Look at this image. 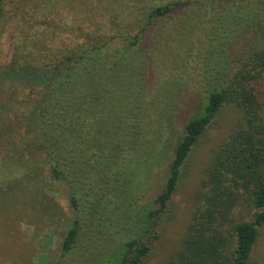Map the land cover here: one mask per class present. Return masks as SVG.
<instances>
[{
	"label": "trees",
	"instance_id": "obj_1",
	"mask_svg": "<svg viewBox=\"0 0 264 264\" xmlns=\"http://www.w3.org/2000/svg\"><path fill=\"white\" fill-rule=\"evenodd\" d=\"M4 35L0 209L42 191L44 167L74 211L64 256L84 231L115 230L114 264H143L193 149L231 106L242 121L164 264H250L264 227V0H0Z\"/></svg>",
	"mask_w": 264,
	"mask_h": 264
},
{
	"label": "rangeland",
	"instance_id": "obj_2",
	"mask_svg": "<svg viewBox=\"0 0 264 264\" xmlns=\"http://www.w3.org/2000/svg\"><path fill=\"white\" fill-rule=\"evenodd\" d=\"M10 42L7 35L0 39V65L10 63ZM241 121V113L226 106L193 149L182 170L177 192L169 202L168 213L161 219L159 237L143 264H164L181 246L191 215L200 204L204 169ZM38 174L36 185L42 191L37 193L32 187L34 195L25 194L20 206L16 203L9 212L0 209V264H114L122 253L121 235L115 230L104 242L86 230L72 252L63 255L62 245L74 220L67 187L55 181L44 167H40ZM244 216L247 220L254 217L251 211L237 208L236 218ZM250 264H264V227Z\"/></svg>",
	"mask_w": 264,
	"mask_h": 264
}]
</instances>
